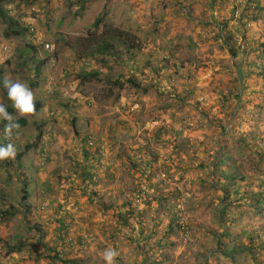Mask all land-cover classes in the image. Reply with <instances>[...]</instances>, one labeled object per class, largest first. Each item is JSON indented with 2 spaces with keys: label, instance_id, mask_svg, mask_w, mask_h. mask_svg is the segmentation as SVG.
Returning <instances> with one entry per match:
<instances>
[{
  "label": "rangeland",
  "instance_id": "374dc122",
  "mask_svg": "<svg viewBox=\"0 0 264 264\" xmlns=\"http://www.w3.org/2000/svg\"><path fill=\"white\" fill-rule=\"evenodd\" d=\"M18 1L4 0L0 8L9 7L8 16L19 26L36 27L37 52L13 67L26 40L7 34L0 17L3 88L17 96L25 91V102L42 106L33 116L26 108L10 115L27 120L6 145L13 166L2 165L0 152V210H17L0 219V264H62L52 257L68 246L69 258L84 264H264L260 248L254 250L259 260L247 263L242 255L232 260L217 251V239L227 242L226 249L249 246L245 230L264 239V212L246 205L249 197L240 209L227 206L225 222L218 214L225 174L235 171L239 179L245 168L264 179V157L254 145H264V0L251 3L259 12L254 20L244 12L247 0H31L22 8ZM97 16L103 20L96 29ZM103 23L127 32L134 48L126 52L114 42L111 53L85 57L91 50H83L82 41L100 34ZM222 28L233 31L235 56ZM41 41L54 49L46 50ZM85 72L93 73L83 78ZM49 83L56 93L51 97L44 92ZM85 134L103 150L110 171L100 172L98 187H90L69 157L73 139ZM143 143L151 158L144 174L129 163ZM205 154L199 167L196 156ZM222 156L224 163L217 165ZM22 173L30 181L29 222ZM247 181L240 179V190L248 189ZM260 189L264 185L252 191ZM124 196L142 213V232L131 234L118 220L127 209ZM171 212L179 213L180 227L157 244ZM65 213L69 224L63 230L57 218ZM226 225L234 239L220 235ZM13 245L18 249L7 252Z\"/></svg>",
  "mask_w": 264,
  "mask_h": 264
},
{
  "label": "trees",
  "instance_id": "16d2710c",
  "mask_svg": "<svg viewBox=\"0 0 264 264\" xmlns=\"http://www.w3.org/2000/svg\"><path fill=\"white\" fill-rule=\"evenodd\" d=\"M2 1L4 0H0V2ZM30 1L31 0H19L18 5L20 6V8H22L24 7L23 5L24 3L30 2ZM79 2L80 0L77 1V3ZM252 2H254L255 4V0H247V4L244 5V12H247L250 14L249 20H254V19L259 18L258 16L259 12L255 11L256 5L251 4ZM85 6H86V3L84 1L83 3L79 5V10L84 9ZM8 12H9V7L4 8V9L0 8V17L7 22L8 31L6 33L7 34L10 33V35H19V36L21 35V37L25 38L26 40V43L24 44L25 50L23 54L20 53V58H19L20 61L14 60L13 62V67H15L20 64L21 60H25L28 57H34V55L37 52V48H36L37 44L34 43V40L31 38L30 34L28 33L29 27L33 25L27 24V25L19 26L13 18L8 16ZM102 20H103L102 16H97L95 18L93 24L96 27V29L98 28L99 24L102 23ZM103 28L104 29L100 30V34H97L96 37L94 36L87 37L82 41L83 50H86V51L91 50V51H88L89 53L85 55V57H88L91 54L95 55L98 53H101V54L111 53V51L114 48V42L118 44L120 43L121 45H123L126 49V52L127 51L129 52L130 49L134 48L135 45L133 44V39L129 36V34H127V32H124L123 30H120L117 27L107 26L106 23H103ZM222 31H223V28H222ZM223 36H224V41L227 47L229 48L231 54L235 56L236 51L234 49L235 41L233 40L234 38L233 31L231 29L230 30L226 29V31L225 30L223 31ZM81 57H82V54L80 52L79 58ZM11 60L12 59H9V58L6 59V63L9 64ZM101 60H104V58H101ZM36 71L38 72L37 67H36ZM2 72L3 70L0 69V98H1V102H0V115H1L0 116L1 117L0 119V142H1L0 152L2 155V165L7 169L8 165L13 166L14 161L12 162V161H9V159H7L10 151L9 149H7L6 145L10 143L9 141L10 137L16 134L15 131L18 129H21L27 124V120L25 117L19 116L16 120L15 119L12 120L10 115L24 108H26L28 116L36 115L38 111L40 110L42 104L39 101H34L29 104L25 102L27 97L29 96V94L25 91L23 92L22 95H19V96H17L16 94H9L7 90L3 88V79L1 76ZM92 73L93 72H85L83 74V78H86L87 74L91 75ZM114 81H117V80H114ZM128 81L133 86L137 88L139 87V83L135 79L132 78V79H129ZM37 83H38L37 80H35L34 82H31L30 88L33 89L34 86L37 85ZM44 92L45 94H47L48 97L54 96L56 94L55 91L53 90V85L51 83L47 85V87L44 89ZM192 92L193 91H190V93ZM10 122L12 123L10 124ZM71 123L73 125V128H75V124H74L75 118H72ZM7 127H9L10 128L9 130L11 131H9ZM37 128L39 129L41 128V126L39 125ZM39 130L41 131V129ZM89 136L91 135L85 134V136H81L79 140L73 139L74 148L71 150L69 157L70 159L75 161V166H78L76 167L78 171L81 168V170L79 171L81 175L88 177L89 182H90V187L91 186L98 187L99 181H100V172L103 171L105 176L106 175L110 176V171L108 169V166L104 165L105 154L103 150L99 148L98 146L93 147V144H94L93 138L91 139L92 143L88 144ZM39 137L40 136L38 135L36 139L38 140ZM35 144H36V140L33 143H29L28 145H26L25 150H28L32 146H35ZM146 145H147L146 143L141 144L136 149L135 151L136 153L134 157H130V160H129V163L132 166L133 170L136 172H141L142 174H144L147 171L149 163L151 162L150 155L148 154L149 151H147L149 149ZM254 145L256 146L257 151H259V154L261 155V157H264V152H263L264 145L261 143H254ZM22 155H23V152L17 153L16 154L17 159H20ZM119 155L122 156L123 152H120ZM80 157H83L84 159H86L84 164L80 162L81 161ZM219 158L220 160L216 161L217 165L222 164L225 161L223 156ZM45 159H48V158L46 157ZM196 159L198 161L199 167H203L206 163L207 155L205 154L204 156H201V157L196 156ZM27 164L32 167V163L28 162ZM19 165L20 164H18V167L16 169L21 171V168ZM38 166L40 167V165ZM73 171H75L74 168H73ZM242 173L243 174L239 176L240 177L239 179L237 178L235 171L224 175V178L226 179V182H227L226 186L223 187L224 195L222 196V201H224V204L222 203V205L219 207V210H218V214L219 216H221L222 222H225V220H228L227 218L225 219V215L227 213L226 211L227 206L234 205V207L240 209L243 203V198L245 196L249 197L250 200L244 203L246 205L249 203V206L251 207L254 206L255 213H258L261 215L264 212V206H263L264 190L260 189L257 192L252 191V188L255 185L262 187L264 185V179H262V177L260 176H257L256 174H255L256 178L254 177L253 174L251 173L248 174L245 168L242 169ZM21 175H22L21 176L22 199L24 201V206H25L23 214L25 215L26 222H29L30 219L28 218L27 213L30 211V207L28 206V202L26 201V199L28 198V194L30 193V189H29L30 181L28 180V178L25 177L23 173ZM8 177H9V174H7V178ZM244 178L248 180L247 183L246 182L244 183V185L247 186L248 189L240 190L241 183L239 181L240 179L244 180ZM83 179L85 180V178ZM250 179L252 180V182L250 181ZM45 183L46 185H49L47 181H45ZM93 193L95 192L93 191ZM124 197L126 201L125 202L126 204L124 203V206L127 207V209L125 213L119 212L117 214L119 218L118 220H120L123 226H126L129 228V231L131 234H134L136 231L142 232V221H141L142 213L140 212L135 213L134 209L131 206L132 201L130 200V198L126 196ZM128 207L130 209H128ZM58 208H59L58 213H60L62 210V207L58 206ZM16 212L17 210L12 206H8V208L6 209H1L0 219H5L9 215L16 213ZM178 214H179L178 212L170 213L171 216L168 218L167 222L165 223V226L163 227L162 239L155 240V243L160 244L161 241H165L170 234L175 233L176 229L180 227L178 223ZM68 217L69 216L67 214H62L61 219L57 218V220H60V226L62 227L61 229L63 230L68 227L67 224L69 223L66 220ZM229 219L230 221L235 220L234 217H230ZM34 227L38 230L41 229L39 224H34ZM245 231H244V234H245L244 237L248 241L249 246H247V243L246 244L239 243L237 245H233L230 248L226 249L227 242L217 239V251H219L221 255L227 258H230L232 260L234 259L235 255L239 254V255H242V259L246 263L250 259L253 261H258L259 259H257L254 253L255 252L254 250L257 248H260L262 251H264V239H262V236L258 234L256 235V238H254L253 235L251 234V229L247 230L248 232H245ZM220 235H223L227 238L231 237V239H234L235 237L233 232L230 230L229 225H226L225 228H223V232H221ZM147 238L150 240V236L147 235ZM255 242H258V243L255 244ZM254 244L256 248L254 247ZM18 247L19 246L13 245L10 248H8L7 252L15 251L18 249ZM69 251H70L69 246L67 248H63L62 250H55L54 256L52 257V259L60 260L62 261V264H74V263L84 264L81 259L79 260L75 258L74 259L69 258ZM234 263L237 264L236 262ZM10 264H16V263L10 261Z\"/></svg>",
  "mask_w": 264,
  "mask_h": 264
},
{
  "label": "built area",
  "instance_id": "2783aa9c",
  "mask_svg": "<svg viewBox=\"0 0 264 264\" xmlns=\"http://www.w3.org/2000/svg\"><path fill=\"white\" fill-rule=\"evenodd\" d=\"M28 33L30 34L31 38L34 40V43L38 42V39H39L38 36H39V34H38V31H37V29L35 27H33V26L29 27V32ZM27 39H29V38H27ZM42 44H43V46H44V48L46 50H52L54 48V44L52 42L47 41V42H44ZM4 48H6V47L4 46ZM134 108H137V104H134L132 106V109H134ZM91 139H92V137L89 136V138H88V144H91L92 143V140ZM3 264H10V261H7V262H5Z\"/></svg>",
  "mask_w": 264,
  "mask_h": 264
},
{
  "label": "clouds",
  "instance_id": "9594fccd",
  "mask_svg": "<svg viewBox=\"0 0 264 264\" xmlns=\"http://www.w3.org/2000/svg\"><path fill=\"white\" fill-rule=\"evenodd\" d=\"M44 42H45V41H41V44H40V45H42V46H43V44H42V43H44ZM35 44H38V43L36 42ZM53 49H54V48H53ZM53 49H52V50H53Z\"/></svg>",
  "mask_w": 264,
  "mask_h": 264
},
{
  "label": "crops",
  "instance_id": "0c3cea01",
  "mask_svg": "<svg viewBox=\"0 0 264 264\" xmlns=\"http://www.w3.org/2000/svg\"><path fill=\"white\" fill-rule=\"evenodd\" d=\"M66 214V213H65Z\"/></svg>",
  "mask_w": 264,
  "mask_h": 264
}]
</instances>
